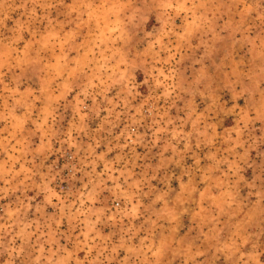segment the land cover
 I'll return each mask as SVG.
<instances>
[{
    "label": "clouds",
    "instance_id": "obj_1",
    "mask_svg": "<svg viewBox=\"0 0 264 264\" xmlns=\"http://www.w3.org/2000/svg\"><path fill=\"white\" fill-rule=\"evenodd\" d=\"M0 264H264V0H0Z\"/></svg>",
    "mask_w": 264,
    "mask_h": 264
}]
</instances>
